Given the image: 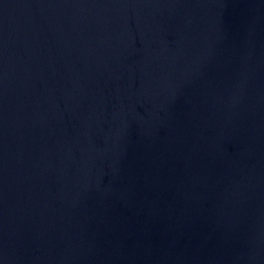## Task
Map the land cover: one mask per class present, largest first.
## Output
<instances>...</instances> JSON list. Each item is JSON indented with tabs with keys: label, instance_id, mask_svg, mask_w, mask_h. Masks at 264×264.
<instances>
[{
	"label": "water",
	"instance_id": "95a60500",
	"mask_svg": "<svg viewBox=\"0 0 264 264\" xmlns=\"http://www.w3.org/2000/svg\"><path fill=\"white\" fill-rule=\"evenodd\" d=\"M0 264H264V0H0Z\"/></svg>",
	"mask_w": 264,
	"mask_h": 264
}]
</instances>
